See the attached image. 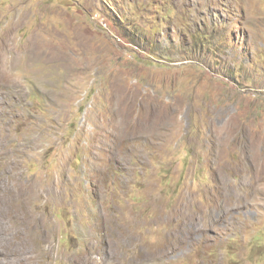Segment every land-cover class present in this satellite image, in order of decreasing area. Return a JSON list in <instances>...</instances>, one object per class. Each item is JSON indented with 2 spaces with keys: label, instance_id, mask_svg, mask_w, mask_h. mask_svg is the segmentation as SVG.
I'll use <instances>...</instances> for the list:
<instances>
[{
  "label": "rangeland",
  "instance_id": "rangeland-1",
  "mask_svg": "<svg viewBox=\"0 0 264 264\" xmlns=\"http://www.w3.org/2000/svg\"><path fill=\"white\" fill-rule=\"evenodd\" d=\"M4 47L0 264H264V0H0Z\"/></svg>",
  "mask_w": 264,
  "mask_h": 264
},
{
  "label": "bare ground",
  "instance_id": "bare-ground-1",
  "mask_svg": "<svg viewBox=\"0 0 264 264\" xmlns=\"http://www.w3.org/2000/svg\"><path fill=\"white\" fill-rule=\"evenodd\" d=\"M6 42H8V39H6ZM36 46H37V44H34L32 42H30L28 47L25 46V50L28 53L29 60L36 59L37 57L41 56L42 54H45L46 56H51V53L49 51H42L41 48H39V46H37L38 48ZM4 50H5L6 54L4 53ZM4 50L2 52H0V85H1L0 87H2L6 92H11L12 90L14 91V89L16 88V84L14 83L12 77L9 74V71L15 62V56L13 55L10 59H8L7 51H10V50L7 47H4ZM1 144H2V141L0 142V146H1ZM3 174H4V171H3L2 175ZM3 188H4V186H3Z\"/></svg>",
  "mask_w": 264,
  "mask_h": 264
}]
</instances>
